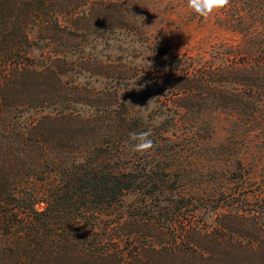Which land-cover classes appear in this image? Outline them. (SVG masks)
Instances as JSON below:
<instances>
[{
    "label": "trees",
    "instance_id": "16d2710c",
    "mask_svg": "<svg viewBox=\"0 0 264 264\" xmlns=\"http://www.w3.org/2000/svg\"><path fill=\"white\" fill-rule=\"evenodd\" d=\"M122 6L0 0V264H264V196L183 190L207 129L175 134L113 85L75 82L126 79L92 47L129 28ZM222 16L235 38L210 62L169 64L166 86L176 115L209 108L264 143V0H230ZM149 129L140 155L130 133Z\"/></svg>",
    "mask_w": 264,
    "mask_h": 264
},
{
    "label": "rangeland",
    "instance_id": "374dc122",
    "mask_svg": "<svg viewBox=\"0 0 264 264\" xmlns=\"http://www.w3.org/2000/svg\"><path fill=\"white\" fill-rule=\"evenodd\" d=\"M118 2L129 10L131 22L125 26L134 27L135 32L129 28H115L112 35L107 34L102 40L96 37L98 41H93L92 47L103 61L123 71L126 69L128 72L122 74L126 79L120 78V74L119 78L116 76L107 81L96 82L98 78L81 77L75 82L88 83L97 89L113 85L111 91H118L121 97L128 96L137 102L135 107L141 108L146 115L153 114L155 126L170 128L175 134L180 135L192 126L207 129L194 161L198 167L191 177H187L183 187L186 193L202 194L213 188L217 192L224 190L236 195L251 190L263 197L264 158L260 153L264 152V143H252L245 134L234 136V119L209 108L202 110L198 118L176 115L178 97L166 86L169 84L166 79L169 64L210 62L221 41L235 38L230 30L219 26L218 19L227 8L205 20L187 8V0ZM87 50L89 52L90 47ZM163 50L168 52L160 56ZM32 57L40 60V52L33 51ZM137 71L139 74L135 77ZM207 177L214 178L213 182H207ZM247 196L252 199V195ZM141 198L139 194H129L125 198L126 206L139 205Z\"/></svg>",
    "mask_w": 264,
    "mask_h": 264
},
{
    "label": "clouds",
    "instance_id": "9594fccd",
    "mask_svg": "<svg viewBox=\"0 0 264 264\" xmlns=\"http://www.w3.org/2000/svg\"><path fill=\"white\" fill-rule=\"evenodd\" d=\"M229 5L230 0H187V8L205 20L213 14L226 9ZM150 137L151 129L139 133H130V140L133 142L134 151L140 155H144L152 150L154 142Z\"/></svg>",
    "mask_w": 264,
    "mask_h": 264
}]
</instances>
